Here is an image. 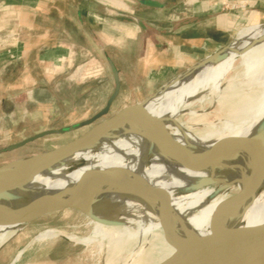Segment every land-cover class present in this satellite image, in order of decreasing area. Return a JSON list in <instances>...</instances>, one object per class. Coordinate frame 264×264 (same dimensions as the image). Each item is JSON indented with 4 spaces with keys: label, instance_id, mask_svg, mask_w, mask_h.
Here are the masks:
<instances>
[{
    "label": "bare ground",
    "instance_id": "bare-ground-1",
    "mask_svg": "<svg viewBox=\"0 0 264 264\" xmlns=\"http://www.w3.org/2000/svg\"><path fill=\"white\" fill-rule=\"evenodd\" d=\"M242 30L235 43L226 49L225 58L202 64L147 100L156 96L145 106L146 119L155 123L154 129L160 132L166 128L173 139L193 156L202 155L226 139L250 138L264 121V23L257 24L243 34ZM237 58L243 65L242 74L260 87L252 98L242 96L243 104L235 109L240 122L227 125L223 130L207 131L196 130L198 124L194 122L197 120L194 113L188 122H182V115L196 101L215 95L223 96L227 92L230 85L225 80ZM226 102L224 99L221 101L222 105ZM160 122L164 127L160 126ZM176 157V150L152 140L141 127L127 122L114 133L102 138L95 148L82 149L62 163L39 173L23 187L9 191L10 199H1L0 206L31 210L55 196L79 202V182L88 174L103 172L105 174L99 181L85 185L87 191L91 188L96 190L90 202L92 212L103 218L117 217L121 225H105L86 216L92 226L88 237H78L80 235L51 228L38 233L34 240L63 237L74 243L89 245L97 242L100 248L106 246L111 250H119L134 238L140 241L149 234H158L157 246L151 258L137 264L165 262L177 251L164 233L161 204L151 197H140L130 190L138 187V180H143L168 196L181 235L196 234L207 238L205 244L194 253L196 260L202 264H223L232 257L234 259L229 264H235L243 256L249 257L263 248L264 141L237 154L225 153L221 161L202 167L186 166L177 161ZM118 168H124L128 173L124 175ZM118 176L126 179V189L115 186ZM209 177L216 178L218 182L202 185L201 182ZM258 179L260 184L255 190ZM244 187L249 188L250 195L233 208L228 219L230 226L221 234H213L216 215L220 216L226 201ZM131 223L133 228L129 226ZM23 227L20 224H0V246ZM243 232L249 233L242 238L232 239L234 235ZM22 252L19 251L15 259Z\"/></svg>",
    "mask_w": 264,
    "mask_h": 264
},
{
    "label": "crops",
    "instance_id": "crops-1",
    "mask_svg": "<svg viewBox=\"0 0 264 264\" xmlns=\"http://www.w3.org/2000/svg\"><path fill=\"white\" fill-rule=\"evenodd\" d=\"M7 1L0 0L1 9L9 10L3 26L0 19V92L20 81L41 86L19 106L0 93V112L21 108L16 111L27 116L33 102L49 96L97 108L76 125L48 129L63 132L87 126L117 86L111 108L122 98L141 102L228 46L242 29L264 23V0ZM66 83L78 86V93L60 92ZM86 96L89 103L82 106Z\"/></svg>",
    "mask_w": 264,
    "mask_h": 264
},
{
    "label": "rangeland",
    "instance_id": "rangeland-1",
    "mask_svg": "<svg viewBox=\"0 0 264 264\" xmlns=\"http://www.w3.org/2000/svg\"><path fill=\"white\" fill-rule=\"evenodd\" d=\"M4 1L6 0H3V2ZM8 13L9 10H0L1 21L7 19L6 17ZM4 24V21H2L1 25L3 26ZM238 35L239 33L228 45V47L235 43ZM233 66L234 68L231 70V73L233 72L235 74L233 75V73H230L228 78L225 80V83L230 85L225 93L226 95H215L214 97L212 96L211 98L204 99L203 101H196V103L192 104L189 107V110L182 115V122H188L192 113L196 114L197 120L194 122L198 124L197 127H195L198 131H207L212 129L223 130L227 125H235L240 122V116H236L235 109L243 104L241 101L243 98L242 96H251L252 98V96H255L260 87L257 84L252 83L248 77H245L242 74L241 71H243V65H241L240 59L237 58L234 61ZM165 84L159 85L153 91L152 95ZM40 86V82L29 86L28 84L26 85L24 81H20L7 86L6 89L2 90L0 93H2V95H8L10 99H13L9 100L11 105L14 103L12 101H15V103L19 106L21 103L23 105V102L28 99L29 92H31L32 89H39ZM51 88L55 91L57 87L53 85ZM58 88L60 89V92L64 91L65 94L70 93L69 95H72L73 93H78V86L69 85L68 83L65 85H59ZM244 92H246L247 95ZM49 97L48 101L42 103L37 104L33 102L32 111L31 113H28L27 116L19 114L21 112L16 111H22L21 108L10 111L9 113L0 112V165L17 158L27 157L61 146L84 134L95 123L106 119L114 115L120 109L136 104L139 101L134 100V98L132 100H123V98L122 100L119 99L114 102L108 114L102 116L93 124L74 129H67L63 133L46 135L19 148L6 150L8 146L14 143H19L44 130L67 128L72 125H76L80 121L84 120V117H90L97 110V108L85 109L79 107L76 105L79 104L78 101H76V103L70 98L67 101L60 102L55 98V96ZM87 99V96L82 98L80 104L82 106L88 105L89 102ZM223 99L224 101H227L224 105L221 103ZM151 101L152 100L147 101L145 106ZM93 104H99L100 106V104L102 105L103 103L93 102ZM96 211L99 212L100 209H96ZM87 220L88 218L77 210L62 209L31 222L30 224L24 226L19 233L9 238L0 246V264H137L139 261L151 258L152 253L157 246L159 236L156 231L155 234L157 235L149 234L140 241L134 238L124 245L123 249L119 250H111L106 246L100 248L97 242H93L89 245L74 243L63 237L46 241L34 240L38 233L51 228H56V230L60 229L61 231L67 232L68 234H74L76 236L80 235L78 237H88L91 235L92 226ZM136 222L138 221L136 220ZM129 226H131V228L134 227L133 223L129 224ZM88 248L91 249L89 250ZM98 248H100L101 254ZM19 251L23 252L18 259H15Z\"/></svg>",
    "mask_w": 264,
    "mask_h": 264
},
{
    "label": "water",
    "instance_id": "water-1",
    "mask_svg": "<svg viewBox=\"0 0 264 264\" xmlns=\"http://www.w3.org/2000/svg\"><path fill=\"white\" fill-rule=\"evenodd\" d=\"M227 48L228 46L222 48L214 54L205 57L187 69L181 75L173 78L147 99L136 104L126 106L117 111L114 115L95 123L84 134L75 138L74 140L55 147L54 149L42 151L27 157L17 158L0 165V200L10 199L8 193L9 191L23 187L39 173L50 169L55 164L62 163L67 158L73 156L76 152L86 148H95L102 138L114 133L127 122H132L135 125L141 127L147 132L148 136L152 140L162 142L166 147L176 150V160L189 167H202L210 164L211 162L221 161L223 159V154L225 153L237 154L240 151L249 149L258 142L264 141L263 121L261 127L250 138L238 137L226 139L202 155L193 156L173 139L166 128H162V131L158 132L154 129L155 123L146 119L147 114L145 102L149 98L156 95L165 86L175 82L181 76L189 73L192 70H195L202 64L208 61H219L225 58ZM118 88L119 86H117L115 94L109 99L106 107L97 115L85 121L83 125L93 124L99 118L110 112V108L113 99L118 92ZM160 124L161 127H164L163 123L160 122ZM61 132L63 131H44L19 143L12 144L8 146L6 150H13L46 135ZM118 171L124 175L128 173V171L124 168H118ZM104 174L105 173L103 172H96L93 174L91 173L79 182L77 187V193L80 199L79 202L64 196H55L47 199L39 207L31 210H24L22 208L6 209L0 206V224H20L26 226L31 222L55 211L62 209H74L99 223L110 226L121 225L120 222L117 221V217L103 218L92 212L90 202L92 201L96 190L91 188L89 191H87L85 185L99 181L101 177L104 176ZM217 182L218 180L216 178L209 177L206 180H203L201 183L202 185H211L216 184ZM137 183L138 187L136 189H130L133 193H136L140 197H151L156 202H160L164 233L177 251L173 257L161 264H202L201 261L196 260L194 253L205 244L207 238L196 234L188 236L181 235L178 230V220L168 196L163 191L153 187L146 181L138 180ZM259 184L260 179L256 181L255 190L258 188ZM115 186L126 189L127 183L124 176L117 177L115 180ZM248 191L249 188L244 187L241 191L235 193L226 201L222 208L223 213L220 216L218 214L216 215L215 223L212 227L213 234H221L226 228L230 226L228 219L230 218L234 206L242 201L247 195H250ZM247 233L249 232L236 234L232 239L242 238ZM232 259H234V257L223 264H229ZM235 264H264V247L249 257L247 255L243 256Z\"/></svg>",
    "mask_w": 264,
    "mask_h": 264
}]
</instances>
